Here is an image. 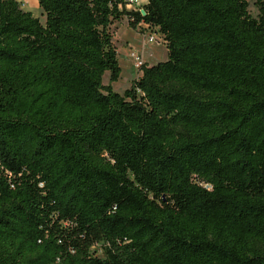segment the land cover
Listing matches in <instances>:
<instances>
[{"label": "trees", "instance_id": "trees-1", "mask_svg": "<svg viewBox=\"0 0 264 264\" xmlns=\"http://www.w3.org/2000/svg\"><path fill=\"white\" fill-rule=\"evenodd\" d=\"M38 3L0 0V264H264V0ZM124 18L167 59L119 93Z\"/></svg>", "mask_w": 264, "mask_h": 264}, {"label": "rangeland", "instance_id": "rangeland-1", "mask_svg": "<svg viewBox=\"0 0 264 264\" xmlns=\"http://www.w3.org/2000/svg\"><path fill=\"white\" fill-rule=\"evenodd\" d=\"M18 1L24 10L32 12L34 16L39 17L42 22H45V15L41 7H39L38 0ZM129 1L130 3L126 5L128 10L139 8L146 2V0ZM249 1V11L252 15L256 16L258 9L255 6L254 0ZM114 34L122 72L119 81L114 82L113 87L117 92L123 93L130 86L131 82L141 75L140 67L137 66L139 59L149 65L165 61L167 59V48L163 36L157 29L141 24L134 30L129 27L127 18L115 23ZM150 37H153L154 40L149 41ZM104 83H109L108 73L104 76ZM92 252L97 256H102V243L95 244L92 247Z\"/></svg>", "mask_w": 264, "mask_h": 264}, {"label": "built area", "instance_id": "built-area-1", "mask_svg": "<svg viewBox=\"0 0 264 264\" xmlns=\"http://www.w3.org/2000/svg\"><path fill=\"white\" fill-rule=\"evenodd\" d=\"M153 40H154L153 37H150V38H149V41H153ZM137 60H138V57H137ZM143 63H144L143 60H140V59H139V61H138V63H137V66L140 67Z\"/></svg>", "mask_w": 264, "mask_h": 264}, {"label": "water", "instance_id": "water-1", "mask_svg": "<svg viewBox=\"0 0 264 264\" xmlns=\"http://www.w3.org/2000/svg\"><path fill=\"white\" fill-rule=\"evenodd\" d=\"M141 12H142V14H145V11L143 9H141Z\"/></svg>", "mask_w": 264, "mask_h": 264}]
</instances>
